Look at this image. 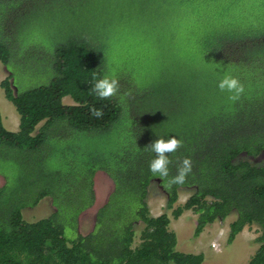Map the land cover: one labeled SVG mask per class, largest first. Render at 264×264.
Instances as JSON below:
<instances>
[{
  "label": "trees",
  "instance_id": "trees-1",
  "mask_svg": "<svg viewBox=\"0 0 264 264\" xmlns=\"http://www.w3.org/2000/svg\"><path fill=\"white\" fill-rule=\"evenodd\" d=\"M109 1L146 11L176 4L193 13L203 9L199 3L210 4L237 16L246 0H0V61L9 72L0 86L20 115L13 132L0 111V173L7 179L0 188V264H203V254L177 250L168 213L152 216L148 197L155 182L168 210L182 191L191 193L173 216L197 214L195 237L232 215L230 243L247 225L259 226L260 247L248 264H264V32L222 22L225 34L203 44L201 69L193 67L185 80L135 89L145 86L128 71L114 72L101 35L71 26L97 24ZM49 24L62 28L59 35L66 32L62 42L49 44L34 33ZM34 60L40 83L21 91L16 79L29 74L24 70L30 72ZM225 74L245 87L235 102L218 87ZM105 75L121 86L101 100L91 87ZM93 106L103 107L102 118L91 115ZM174 135L184 143L168 154L169 176L153 175L156 153L146 147ZM185 157L192 172L183 185H169ZM97 172L115 188L83 235L79 216L96 202ZM46 198L55 211L26 220L24 210Z\"/></svg>",
  "mask_w": 264,
  "mask_h": 264
},
{
  "label": "rangeland",
  "instance_id": "rangeland-1",
  "mask_svg": "<svg viewBox=\"0 0 264 264\" xmlns=\"http://www.w3.org/2000/svg\"><path fill=\"white\" fill-rule=\"evenodd\" d=\"M246 1L240 6L244 8L243 12L237 16L229 12L222 13V7L218 8L220 10L218 12L217 7L210 4L199 3L203 9L193 13L191 9L183 10L176 4L171 8L167 4L146 11L142 8L145 6L140 4V6L137 4L119 5L109 1L108 11L103 17L98 18L100 16L98 14L92 17L93 19L98 18L97 24H71V26L78 28L80 32H93L101 35L109 45L108 59L111 66L115 68H113L114 72L120 74L128 71L132 74L130 77L141 79L145 87L137 85L135 89L150 88L159 86L161 82L173 79V77H177L179 81L188 79L193 67L201 69L203 63L199 57L203 44L205 40L212 39L214 34L215 36L221 34L220 37L225 34L226 28L220 24L222 22L264 32V0H258L259 4H255L253 0ZM218 2L220 3V0H216L214 4ZM57 26L58 24L44 25L37 32L34 30V33L38 38L49 41V44L56 38L62 42L66 32L62 31L59 35L62 28ZM64 26V30L71 29L68 24ZM35 61L30 63L31 66L27 65L30 72L24 70V73L29 74L21 75L22 77L19 76L16 79L19 90L33 88L39 82L40 69H37ZM8 75V70L0 61V84ZM64 102L74 104L70 97H66ZM0 111L5 128L18 132L20 115L13 103L5 98L1 86ZM94 180L96 202L92 208L79 216L78 232L83 235L93 230L97 210L107 201L109 194L115 188L113 181L105 172H97ZM6 182V177L0 173V188ZM190 196L189 191H182L178 202L171 210H168L167 196L159 184L153 183L149 190L148 205L151 214L153 217H158L168 213L171 219L170 229L177 235V250L184 253L203 254V264H248L260 247L258 242L261 235L260 227L247 225L230 243L228 241L229 228L236 219V215H232L225 222L217 221L208 225L198 237H195L197 214L193 211H185L179 219L173 216V211L183 206ZM54 211L55 207L51 198H46L38 206L26 208L24 215L26 220L35 222L50 216ZM74 233L76 231L71 230L70 234ZM138 243L139 237L135 241V244Z\"/></svg>",
  "mask_w": 264,
  "mask_h": 264
},
{
  "label": "clouds",
  "instance_id": "clouds-1",
  "mask_svg": "<svg viewBox=\"0 0 264 264\" xmlns=\"http://www.w3.org/2000/svg\"><path fill=\"white\" fill-rule=\"evenodd\" d=\"M120 81L116 78H110L105 75L103 78L98 79L91 87V92L94 93L99 99L105 100L115 96L120 90ZM219 89L230 93L229 100L235 102L240 99L241 95L245 92V87L239 78L225 74L218 84ZM91 115L100 119L104 115L103 107L90 108ZM183 140L178 139L175 135L167 139L160 137L152 142L146 149L156 153V156L149 163V169L153 175H159L161 178L169 176V165L172 163L169 153L176 152L183 146ZM192 160L190 157H185L177 168V174L169 181V185H183L186 182L188 175L192 172Z\"/></svg>",
  "mask_w": 264,
  "mask_h": 264
}]
</instances>
